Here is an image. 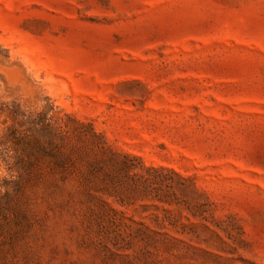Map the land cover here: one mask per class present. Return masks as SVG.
Here are the masks:
<instances>
[{
    "label": "rangeland",
    "instance_id": "rangeland-1",
    "mask_svg": "<svg viewBox=\"0 0 264 264\" xmlns=\"http://www.w3.org/2000/svg\"><path fill=\"white\" fill-rule=\"evenodd\" d=\"M0 264H264V0H0Z\"/></svg>",
    "mask_w": 264,
    "mask_h": 264
}]
</instances>
